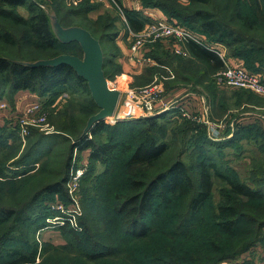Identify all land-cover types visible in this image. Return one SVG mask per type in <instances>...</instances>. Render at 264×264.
I'll list each match as a JSON object with an SVG mask.
<instances>
[{
    "label": "rangeland",
    "instance_id": "374dc122",
    "mask_svg": "<svg viewBox=\"0 0 264 264\" xmlns=\"http://www.w3.org/2000/svg\"><path fill=\"white\" fill-rule=\"evenodd\" d=\"M60 1L33 0L45 11L50 30L58 41V49L56 50L59 52H73L76 49L69 45V32L73 28H66L67 25H84L99 35L105 23L109 22L107 19L109 18L111 23L112 20L114 21L115 29L120 31L121 29L122 31L128 29L126 13H124L122 5H119L115 0L120 15L109 11L110 8L107 9L109 6L105 7L103 3L91 0L94 2L93 7L95 9L89 13V18L93 21H100L99 25L91 21L86 22L81 16L74 13L66 19L62 18V16H67L66 12H70L69 10H80L87 0H62L65 3L61 9L58 7ZM181 2L187 3V0H181ZM213 5L219 8L220 3L216 2ZM111 6L115 7L114 5ZM16 10L25 16L28 14L27 8L24 6H19ZM217 10L212 6V11L215 14ZM242 10L245 11V9ZM56 11L59 12V15ZM121 14L124 16L121 17ZM225 14L226 12H220L218 15L223 19ZM231 24L236 29L238 28L237 22ZM191 26L197 28V23H192ZM242 29L240 32L245 35V38L248 37L252 40L254 36H257L258 38L255 39H261L264 42V38L260 37V31L254 33ZM245 40L246 42L236 47L218 46L227 54L234 48L243 46L247 48L250 40ZM37 46L36 44L35 47ZM249 46L252 47L253 44ZM35 47L29 49L33 56L44 58L46 54H52L50 51H43V49H36ZM149 48L151 50L146 51V58L161 62H169L173 59L172 63H174L188 58L171 53L168 44L165 42L155 43ZM102 51L107 62H109L104 69L106 80L111 87L122 91L114 116L109 121L104 122V128L99 134L92 135V137L87 136L88 139L92 138L91 141L96 145L107 143L113 146L112 155L105 163L90 159V148L85 150L73 148L86 128L89 115L98 111L97 107V109L91 107L89 101L91 96L86 92L72 94L66 92L55 99L53 104L47 99L48 97L38 96L29 91H27V95L32 94V96L23 97L24 99L26 97L31 98L29 103H23L20 98L14 101L16 94L20 91L14 95L12 100L7 91H4L0 98V200L5 208L16 211L15 216L9 222L0 225V262L7 260L6 253L18 251L26 255L28 264H66L71 258V253L68 252L69 243L59 231V227L69 224L82 236L85 234L83 226H87L91 230L89 233L94 239L87 243L84 242L83 245H87L86 247L72 245L74 250L81 252H105L102 249L103 246H111L115 243L118 245L117 248L121 250L122 258L131 261H140L139 251L146 250L151 251L154 255H159L163 260H170L173 256L179 258L182 255L181 263L189 264L187 260H190L192 250L197 245L204 247L202 250L207 257L209 252H212L216 254L214 256L228 258L229 255L227 254L234 252L231 251L232 249L238 248L239 250L241 245L248 241L246 251L241 255L233 256L235 260L229 259L221 264H258L260 259L264 258V228L255 233L254 225L243 221L235 230L237 231V234L234 233L236 236H232L224 235L217 229L209 227L213 213L220 202L218 191L223 186L217 178L213 179L211 198L203 210L191 222L189 221L191 226L184 228L183 232L173 231V227L179 222L177 216H179L180 212L178 211L181 208V202L173 200L170 207L161 208L157 215L146 217L144 222L151 229L146 240L136 243H122L121 238L124 234L119 230L120 219L112 212V204L114 195L119 194L121 196L126 193L125 188L129 179L148 181L177 160L185 163L190 174L194 177V164L206 150L217 162H224V167L230 170V173L239 181L255 186L253 180H260L264 186V130L252 134L248 133V135L242 133L236 142L228 144L226 148L221 149L215 146L218 142L224 141L223 137L230 136L232 132L235 133L238 129V126H234L235 123L232 122V119L239 116L245 117L251 111L264 116L263 110L258 111L260 109L254 108L248 111L250 109L248 105L264 108V97L248 90L221 87L214 79L217 72H210L209 68H202L201 64L196 61L191 65L185 64L188 61H181L183 66L188 68L189 72H187L193 76L195 65L196 77L201 82L193 88L202 95L203 107L210 99L214 103L216 110H214L213 119L222 120L224 114H227L222 120L223 124L227 123L224 125L226 131L222 136L220 134L215 137L211 134L209 127L205 128L200 121L192 122L186 119L185 121L199 126L198 129L193 126L192 133L183 132L180 120L170 123L156 120L157 125L147 126L138 121L142 117L122 116L124 112L129 110L131 104L136 103V98L130 94L128 91L130 89L126 85H130L131 88L135 87L137 90L143 89L147 85L158 83L160 77L164 75L154 74L151 81H149L146 72L132 78V80L125 76L122 77L119 73L118 64L111 61L109 45H102ZM250 52V58L254 59L250 65L251 68H258L259 74L264 79V51L258 53L254 50ZM47 60L49 59H43L41 62ZM241 61L242 66L247 68L244 57L241 58ZM152 63L151 60L146 64V70L161 68L158 62H156L157 66ZM178 74L181 75L179 82L188 80L184 73L178 71ZM114 81H118V84H115ZM177 85L179 83L173 81V83L168 86L163 85V87L164 89L168 87L172 91ZM206 91L208 92L206 93ZM173 97L176 98V96ZM221 104H223L224 110ZM34 105L40 106L36 117L45 115L43 130L39 126L24 124L30 118H27L23 113H26ZM156 116L154 115V117ZM223 124L221 125L223 126ZM202 128L204 129L201 130ZM197 133L203 138L198 145L202 144L205 139L210 141L211 145L206 143L195 147V142L192 141ZM40 136L45 138L38 141ZM150 141L166 144L168 147L166 153L157 162L146 166L131 167V171L130 168H127L125 161L138 145ZM38 142L42 144L36 145ZM29 151H31V155L27 156ZM69 153L71 154V163L64 185L61 187V193L44 192L39 194L38 198L31 204V197L37 190L57 182L59 176L56 174L59 171L61 161H64ZM22 159L23 161H20ZM254 168L257 170L255 175L253 173ZM30 205H32L31 209H26ZM245 206L243 204V208ZM21 210L23 212L19 214ZM253 214L258 217L264 216L262 212H253ZM245 230H247V234H244ZM238 232L243 235L239 234L238 236ZM256 234L257 236L259 234V238L251 246L253 242L251 239ZM210 235L212 247L208 244L205 245L206 238ZM97 264H111V262L105 261Z\"/></svg>",
    "mask_w": 264,
    "mask_h": 264
},
{
    "label": "trees",
    "instance_id": "16d2710c",
    "mask_svg": "<svg viewBox=\"0 0 264 264\" xmlns=\"http://www.w3.org/2000/svg\"><path fill=\"white\" fill-rule=\"evenodd\" d=\"M144 2L147 7L157 8L161 11L169 21H175L182 26L202 33L207 36L211 43L220 46L236 47L246 42L245 39L250 40L248 37L245 38V35L240 32L242 28L248 32L252 31L257 33L260 31V37L264 38V0H187V3H183L180 0H144ZM216 2L220 3L219 8L213 5ZM64 3L61 0L58 3V7L61 9ZM19 6L27 8L28 14L26 16L16 10ZM212 6L214 9H218L216 14L212 11ZM94 9L95 7L91 6L87 0L86 4L80 10H69L70 12H66L67 16H62V18L66 19L74 13L81 16L86 22L91 21L99 25L101 23L100 21H93L88 17V13ZM242 9H245V11ZM220 12H226L225 15L227 16L225 19V15L223 19L219 17L218 14ZM56 13L58 14L59 12L56 11ZM125 13L128 24L134 32L141 31L145 22H148L147 19L140 18V15L136 12L125 11ZM107 19L109 22L105 23L99 35H96L89 27H85L84 25H67L66 28L72 27L88 30L100 42L102 48L104 44H111L118 32L115 29L114 21L112 20L111 23L110 19ZM233 22L238 23L237 29L231 24ZM190 23H197V28H193ZM255 38L258 37L254 36L249 41L250 44H253L252 47L249 44L247 48H244V46L234 48L226 55L228 58L238 60L244 57L247 67L245 69L254 74H259L258 68H251L250 66L254 61L253 58H250V51L255 50L258 53L264 51V42L261 39L257 40ZM36 44L38 45L37 47H35ZM69 45L75 47V51L59 52L56 50L58 49V41L50 30L45 11L39 4L33 2V0H0V98L4 94V91H7L12 100L14 95L22 90L29 91L38 96H46L51 104H53L55 99L66 92L70 94L86 92L90 95L87 83L78 77L69 66L61 65L58 67H50L41 64L43 59H53L65 54L82 58L83 53L79 44L76 41H70ZM33 47L43 49V51L47 52L50 51L52 54H46L44 58L33 56L31 51L29 52V49ZM185 47L190 57L186 60L174 59L188 61L185 64L189 65L196 61L201 64L202 68H209V71L214 73L223 69L221 60L214 53L193 42L186 43ZM109 48V56L114 57L116 48L113 45L109 46ZM103 56L104 71L109 62H107L104 53ZM156 61L161 68L156 67L155 69L152 68L146 71L149 76V81H151L154 74L166 75V70L162 67L164 66L169 68V70H173V74H175L173 81L176 83L181 81V75L178 74V71L188 77V80H184V82L195 81L197 84L201 82L196 77L195 65L193 67L195 70L193 76L191 73H188V68L184 67L181 61H175L174 63H172L173 59L169 62ZM104 76L106 78L105 74ZM262 80L264 82V79ZM173 81L167 82L166 85L168 86ZM89 101L92 105L91 107L93 109L96 108L93 101L91 99ZM177 112L176 109H173L159 114L156 117H144L138 121L145 123L147 126H155L157 125L156 120L166 121L167 123L180 120L182 122L181 129L183 132L188 131L192 133L193 126L198 129L199 126H196L194 123L181 119V115L178 117L176 115ZM91 114L89 116H92ZM104 122L95 124L89 134L80 135L79 140L73 145V148L79 150L90 148V159L101 163H105L110 158L113 146L107 143L96 145L91 141L92 138L88 139L87 136L92 137V135L96 136L99 134L104 128ZM243 130L244 128H238L232 138L218 142L215 146L221 149L223 147L226 148L228 144L236 142L242 133L248 135V133L252 134L261 131L260 129L259 131L249 130L245 133ZM43 138L45 137L40 136L38 141L40 139L42 141ZM201 138L198 133L194 136L192 142H195V147L203 139ZM206 143L211 145V142L205 139L198 146L205 145ZM38 144L41 145L42 143L38 142L36 145ZM167 149L168 147L164 143L158 144L154 141L141 143L125 161L126 166L132 171L131 167L134 166L151 165L157 162L166 153ZM207 152V150L204 151L202 157L196 160L194 164V177L190 174L187 165L181 160H177L167 169L159 172L148 181L138 179H129L127 181L126 193L121 196L119 194L114 195L112 204V212L120 219L119 230L124 234L121 238L122 243H136L146 240L151 230L149 225L144 222L146 217L155 216L161 208L170 207L173 200L181 202V208L178 211L180 213L177 216L180 220L178 219L179 222L173 227V231L177 233L183 232L184 228L191 226L189 221L191 222L203 210L205 204L211 198L214 178L219 179L223 186L218 191L220 202L213 213L209 227L217 229L224 235L232 236H236L237 231L235 230L243 221L254 225L255 233L264 228V216L258 217L253 214V212L264 213V186L262 182L260 180H253L255 186H251L246 182L239 181L230 173V170L224 167V162H217ZM70 153L64 161H61L59 171L56 174L59 176L57 182L43 186L37 190L31 197V204L38 198L39 194L44 192L61 193V187L64 185L66 174L71 163ZM29 155H31V151L27 152V156ZM23 159L20 161H23ZM256 172L257 170L254 168V175ZM243 204L246 205L244 208ZM31 206H27L26 209H31ZM22 212L21 210L19 214ZM15 214L16 211L5 208L0 200V225L9 222ZM83 228L85 232L84 236L77 233L69 224L59 227V231L69 243V246L67 245L70 248L68 252L71 253V258L66 264H78V262L79 264H97L105 261L111 262V264H182V255L179 258L173 256L170 260H163L159 255H154L151 251L146 250L139 251L140 261L124 259L121 256V250L117 248L118 245L115 243L111 246H103L104 248L102 247V249L105 252H81L74 250L72 245L81 246L84 242L87 243L89 240L94 239L92 234L89 233L91 230L87 226H83ZM246 231H244V234H247ZM239 234L243 235L238 232V236ZM210 238L211 235L206 238L205 245L208 244L212 247L213 243ZM258 238L259 234L258 236L256 234L251 239L253 240L251 246L257 242ZM247 242L242 244L239 250L238 248L235 250L232 249L231 251L234 252L227 254L229 255L228 258L214 256L216 254L212 252H209V256L207 257L206 253H203L204 251L202 250L204 247L197 245L192 250L191 258L187 262L189 264H221L229 259L235 260V255H241L247 250ZM122 243L120 242V245ZM83 246L86 247L87 245ZM6 255L7 260L0 262V264L29 263L24 253L13 251L6 253Z\"/></svg>",
    "mask_w": 264,
    "mask_h": 264
},
{
    "label": "built area",
    "instance_id": "2783aa9c",
    "mask_svg": "<svg viewBox=\"0 0 264 264\" xmlns=\"http://www.w3.org/2000/svg\"><path fill=\"white\" fill-rule=\"evenodd\" d=\"M94 1L103 3L105 7H110L111 5L117 7L114 0H108L107 2L106 0ZM147 20L148 22H146L144 27L139 32H133L128 27V31L130 32L132 39L128 50L129 60H135V55L138 52L155 43L162 42L168 44L171 53L187 57L188 53L185 47L186 43L193 42L196 45L214 53L221 60L223 69L214 75V79L219 86L228 89L248 90L258 96L264 97V82L262 80V76L260 74L249 72L241 64L231 62L225 52L219 46L210 43L204 34L182 26L175 21H169L158 9L149 12L147 14ZM164 69L166 70V75L160 77L161 79L158 83L156 82L155 84L144 87L143 89L131 90L134 92L136 103L131 104L129 106V110L127 109L128 111L124 112L122 116H137L144 118L146 116L159 115L169 110L178 109V101L168 103L163 100V81L174 79L173 72L168 68ZM116 109L117 105L115 111ZM39 110L40 106L34 105L32 108L28 109L26 113H23V115L27 118H30L28 122H24V124L39 126L41 130H43L45 115L43 114L40 117H36V113ZM180 115L183 119L189 121H202L182 109H180ZM221 130H223V126L221 124L217 127L215 126L210 128L211 134L215 137L220 135Z\"/></svg>",
    "mask_w": 264,
    "mask_h": 264
},
{
    "label": "crops",
    "instance_id": "0c3cea01",
    "mask_svg": "<svg viewBox=\"0 0 264 264\" xmlns=\"http://www.w3.org/2000/svg\"><path fill=\"white\" fill-rule=\"evenodd\" d=\"M88 1L91 4V6H94V2H93L94 0L93 1L88 0ZM115 1L118 2L119 5H122V9H123L124 13H125V11L136 12V13H138L140 15V18H142L144 20L147 19V14L149 12L155 11V9H157V8L147 7L144 4L145 3L144 0H115ZM182 1H185V0H182ZM109 8H110L109 11L120 15L119 12H118V9H119L118 6L114 7V8L112 6H110L107 9H109ZM122 16H124V15L121 14V17ZM88 17H90L89 13H88ZM143 22H145V21H143ZM145 24H146V22H145ZM128 27L130 28V26H128ZM131 41H132V39H131L130 32L128 31V29L126 31H122V29H121V31L118 30V32L115 35V38L113 39L112 43L108 44L109 46L113 45L116 48L115 56L114 57H110L112 63H115V64L117 63L118 66H119V73L122 75V77L125 76L128 79H130V80H132V78H136L137 76L142 75L143 72L148 71L149 69L146 70L145 67H146V64L148 62H150L151 60L153 62L152 64L154 66L155 65L157 66V63H156L157 61L156 60L151 59V58H146V56H147L146 51L151 50V48H149V47L145 48L144 50H142L140 52H138L135 55V60H129L128 59V50H129V46H130ZM209 42L211 43L210 40H209ZM212 44H214V43H212ZM187 53H188V51H187ZM187 57L188 58L190 57L189 53H188ZM230 61L235 63V64H241L242 65V61L241 60L231 59L230 58ZM162 67L163 68H167V67H164V66H162ZM171 71L173 72V70H171ZM174 76H175V74H174ZM116 78H119V77H116ZM116 80H118V79H116ZM173 80L163 81V85L167 86L166 85L167 82H170V81H173ZM117 82L118 81H114L115 84H118ZM177 83H179V85H177L174 88V90H172V91H170L168 89V87H165L166 89H164L163 100L168 102V103H173L175 101H178V105H177L178 106V109H177L178 112L176 114L178 117H180V109H182L183 111L185 110L186 112H189L193 117H195L197 119H201L202 120L201 121L202 125L205 128L209 127V130L212 127H215V126L217 127L219 124H223L222 120L224 119V117L227 114H224L225 111L223 112L224 116L222 117V120L213 119L214 118L213 113H214V110H216V108L214 106V103L210 99L209 102L205 104V106H204L205 108L203 107V97H202V95L197 93L195 91V88H193L195 85L198 86L197 82H195V81H185V82L182 81V82H177ZM124 85H126V84H124ZM126 86H127L128 89H130V91L128 90L130 92V94L134 95V92L131 91V90H137V88H135V87L131 88L130 85H128V84ZM147 86H149V85H147ZM118 91H119V94L121 95L122 91H120V90H118ZM207 92L208 91H206V93ZM173 93H175V94H173ZM27 94H28L27 91L18 92L16 94V98H14V101L17 98H20V100H22L23 103L24 102L27 103L28 101L31 100V98L26 97L24 99L23 97L32 96V94L31 95H27ZM173 96H176V98H174ZM213 98H215V97H213ZM22 101H21V103H22ZM117 106H118V104H117ZM221 106H222V108L224 110L223 104H221ZM248 106L250 107V109H248V111H251V109H254V108L256 110L260 109L258 111H262V110L264 111V108L255 107V105H248ZM247 114L248 115H246L245 117L239 116V117H236V118L232 119V122L235 123L234 126H238V128H244L243 132H245V133H247L249 130H256V131H259V129L260 130H264V116H262L261 114H257L256 112L252 113V111H251V113L248 112ZM251 116H253V117H251ZM180 118L183 119L182 117H180ZM183 120H185V119H183ZM225 124H227V123H225ZM225 124H223V126ZM223 129H224V131L221 130V132H220L221 136L226 131L225 126L223 127ZM235 129H237V128H235ZM234 134L235 133L232 132L230 134V136L223 137V140H227V139L232 138L234 136ZM258 264H264V258H261L260 262H258Z\"/></svg>",
    "mask_w": 264,
    "mask_h": 264
},
{
    "label": "water",
    "instance_id": "95a60500",
    "mask_svg": "<svg viewBox=\"0 0 264 264\" xmlns=\"http://www.w3.org/2000/svg\"><path fill=\"white\" fill-rule=\"evenodd\" d=\"M70 41L79 44L83 53L82 58L65 54L41 64L50 67L69 66L87 83L91 99L98 108V112L87 120L83 132V135H87L95 124L107 121L113 116L120 94L109 85L104 76V56L100 42L89 31L81 28H73L69 32L68 42Z\"/></svg>",
    "mask_w": 264,
    "mask_h": 264
},
{
    "label": "bare ground",
    "instance_id": "6f19581e",
    "mask_svg": "<svg viewBox=\"0 0 264 264\" xmlns=\"http://www.w3.org/2000/svg\"><path fill=\"white\" fill-rule=\"evenodd\" d=\"M110 119H108V121H109Z\"/></svg>",
    "mask_w": 264,
    "mask_h": 264
}]
</instances>
